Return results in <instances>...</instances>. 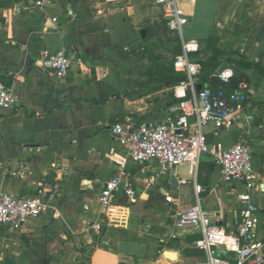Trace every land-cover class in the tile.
<instances>
[{"label": "crops", "instance_id": "0c3cea01", "mask_svg": "<svg viewBox=\"0 0 264 264\" xmlns=\"http://www.w3.org/2000/svg\"><path fill=\"white\" fill-rule=\"evenodd\" d=\"M33 1L0 0V81L18 99L12 108L0 110V190L30 197L43 182L46 209L20 230L0 224V264L5 257L14 264L203 260L193 246L199 228L173 223L174 209L194 202L187 165L161 170L153 161L135 164L111 131L115 122L136 127L175 111L172 87L135 100L124 95L146 77L151 60L144 48L162 63L170 58L161 8L154 0H50L42 8ZM177 3L188 18L182 37L199 42L194 59L209 56L206 40L213 37L217 48L263 69L242 70L251 87L246 113L252 118L226 130L205 127L210 151L202 159L210 165L198 167L196 181L204 188L201 205L211 220L233 230L237 195L246 188L241 181L222 180L212 152L244 141L252 154L255 186L250 194L264 238V0ZM61 48L72 58L62 79L39 66L44 50ZM123 162L135 197H118L99 233L84 230L86 221L97 216L101 187Z\"/></svg>", "mask_w": 264, "mask_h": 264}, {"label": "built area", "instance_id": "2783aa9c", "mask_svg": "<svg viewBox=\"0 0 264 264\" xmlns=\"http://www.w3.org/2000/svg\"><path fill=\"white\" fill-rule=\"evenodd\" d=\"M161 8L162 18L168 31L180 39L181 52L172 60L175 71L186 78L172 87L177 100L175 111L167 113L160 121H143L136 127L115 122L111 131L121 145L126 157L133 163L143 165L153 161L161 170L173 169L185 164L191 174L194 202L185 209H174L173 223L176 227H198L200 236L193 246L203 253L204 259L184 264H264V238L258 234V207L252 200L254 170L249 146L242 140L225 149L212 152L213 161L225 182L241 181L245 191L237 195L238 221L233 230H226L211 220L209 212L201 205L202 185L196 174L200 160L209 153L205 127L212 125L218 130L233 127L243 119H251L246 113V102L251 87L248 80H239L235 88H211L210 80L217 77L223 83L237 75L230 63L217 72L219 65L209 73V82L197 90L202 71L200 61L192 54L199 50L195 39H184L182 28L188 18L177 0H154ZM50 0H34V6L42 8ZM55 20V18L53 19ZM80 62L79 58H76ZM72 65V58L65 48L56 52L44 50L39 66L52 71L57 78H65ZM18 102L11 88L0 81V110L12 108ZM45 183L39 182L35 195L20 197L0 190V224L20 230L24 222L40 216L46 209ZM136 193L127 178L125 163H119L116 172L101 187L96 198L97 216L88 219L84 230L99 233L103 218L115 211L118 197L133 199ZM166 200L178 206L176 200Z\"/></svg>", "mask_w": 264, "mask_h": 264}, {"label": "trees", "instance_id": "16d2710c", "mask_svg": "<svg viewBox=\"0 0 264 264\" xmlns=\"http://www.w3.org/2000/svg\"><path fill=\"white\" fill-rule=\"evenodd\" d=\"M164 42L170 44L169 52L170 58L161 62L160 56H153L151 53V48H144L146 54L149 56L151 63L146 69V77L138 83L136 88L126 92L124 95L130 99L135 100L142 98L147 94L158 90L161 88L173 87L175 84L186 78L185 74L182 72L175 71L172 66L173 58L181 52V45L179 37L168 31L166 27L161 30ZM161 41V39H159ZM208 45L207 49L210 51L209 56L200 61L202 64L201 75L198 80V84L205 85L209 82V73L214 71L222 62L234 64L240 70L254 69L259 72H263V69L256 63L247 60L243 55L238 53H233L236 56L232 57L230 53H227L216 46V40L210 37L206 40ZM213 90H217V87L211 84ZM107 98L95 102H104ZM210 165L206 163L203 159L200 160L199 168Z\"/></svg>", "mask_w": 264, "mask_h": 264}, {"label": "water", "instance_id": "95a60500", "mask_svg": "<svg viewBox=\"0 0 264 264\" xmlns=\"http://www.w3.org/2000/svg\"><path fill=\"white\" fill-rule=\"evenodd\" d=\"M226 65H221L219 69L217 70L220 71L223 67ZM231 67L236 71L237 75L234 76L232 79H230L227 83H223L220 81L217 77H212L210 80V83L214 86L221 87V88H235L237 86V83L239 80H248L247 76L244 74L242 70H240L237 66L231 65ZM202 84H197L196 88L197 90H200L202 88ZM170 182L172 183V187H175L176 181L174 176L171 177ZM4 263L5 264H14L8 257L4 258Z\"/></svg>", "mask_w": 264, "mask_h": 264}, {"label": "rangeland", "instance_id": "374dc122", "mask_svg": "<svg viewBox=\"0 0 264 264\" xmlns=\"http://www.w3.org/2000/svg\"><path fill=\"white\" fill-rule=\"evenodd\" d=\"M164 49H165V48H163L162 51H163V53H166ZM173 193H176V191H173Z\"/></svg>", "mask_w": 264, "mask_h": 264}]
</instances>
